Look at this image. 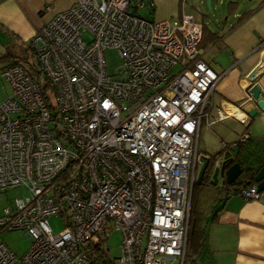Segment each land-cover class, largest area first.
<instances>
[{"label": "built area", "instance_id": "1", "mask_svg": "<svg viewBox=\"0 0 264 264\" xmlns=\"http://www.w3.org/2000/svg\"><path fill=\"white\" fill-rule=\"evenodd\" d=\"M143 5L47 4L29 40L34 71L0 70L10 87L0 100V192L26 191L3 209L0 232L29 238L21 255L0 241V264H183L192 176L205 159L197 138L220 75L200 55L194 15L148 19L136 13ZM105 48L122 60L118 77L105 71ZM238 194L260 192L251 184ZM112 228L117 257L104 246Z\"/></svg>", "mask_w": 264, "mask_h": 264}, {"label": "crops", "instance_id": "2", "mask_svg": "<svg viewBox=\"0 0 264 264\" xmlns=\"http://www.w3.org/2000/svg\"><path fill=\"white\" fill-rule=\"evenodd\" d=\"M72 1L0 0V53L7 51L9 38L29 44L45 18L43 8L47 4L59 9ZM136 13L167 20L188 13L202 23L200 55L220 78L210 94L212 105L207 119L200 125L197 150L200 152L203 125L204 134L213 130L217 133L221 146L215 151L205 149L201 156L213 154L218 158L223 143L234 144L247 130L246 153H251L255 163L264 159V109L252 117L247 115L244 123L240 120L242 114L255 107L247 97L253 85L264 96V0H144ZM253 68L256 79L250 84L248 74ZM217 209L206 225L200 253L187 260L189 264H264V190L258 198L230 194Z\"/></svg>", "mask_w": 264, "mask_h": 264}, {"label": "trees", "instance_id": "3", "mask_svg": "<svg viewBox=\"0 0 264 264\" xmlns=\"http://www.w3.org/2000/svg\"><path fill=\"white\" fill-rule=\"evenodd\" d=\"M200 43L201 42H199V45ZM29 48V44H26L24 47V62L27 61L26 58L28 56L32 55L31 48L30 52ZM10 56H13V59L9 60L7 66L13 63H19L17 57H15V55H11L7 51L4 53H0V60L6 59ZM25 67L28 68L32 73L34 71L33 59L29 61L27 65H25ZM246 139L242 141H236L234 144L225 143L226 145L237 146L236 154H234L233 152V147L231 148L233 158L231 160L227 159L228 164L237 161L240 163L243 171L234 180V182L230 184L222 180L223 188H218V190H216L217 188H213L212 185L211 173L216 156L212 154L211 156L205 157V159H207L206 167L201 177L199 179L196 178L191 187L184 262L186 260L194 259L193 256H197V254L200 253V250L204 243V237L206 235V225L210 221V219L216 214L219 203L222 202L230 194L238 193V191L242 187L254 184L255 172L262 165H264V159H261L260 161L255 163L254 159H251V153H246L248 149V147H246L248 144V141ZM226 152L227 151L224 148L221 149L217 155L221 156L224 155ZM222 192H224L225 195H222ZM199 262H201V258Z\"/></svg>", "mask_w": 264, "mask_h": 264}, {"label": "rangeland", "instance_id": "4", "mask_svg": "<svg viewBox=\"0 0 264 264\" xmlns=\"http://www.w3.org/2000/svg\"><path fill=\"white\" fill-rule=\"evenodd\" d=\"M145 14V11H142ZM147 14V13H146ZM202 38V37H201ZM11 43L7 45V52L11 55H15L17 57L19 63H23L27 65L29 61H31L32 55L28 56L26 59L27 61L24 62V53H25V45L26 43L21 44L19 41L15 39H10ZM30 52V48H29ZM103 58L105 62V71L108 75H112L113 77H118L116 75L117 70L121 67L122 60L117 54V52L113 48H105L103 50ZM10 59H13V56L7 57L6 59L0 60V70L7 66ZM178 65L173 68V70H177ZM10 93V87L7 85L3 78H0V100L5 98L6 95ZM201 134L199 136L198 141V149L197 155L201 156L205 149L209 151H215L221 146V141L217 133L213 130L204 134L205 127L202 126ZM199 170V166L195 169L193 177L192 185L197 178V173ZM213 188H223V182L220 175L217 176V180L215 183L212 184ZM26 191L23 190L22 187H15L10 188L5 191L0 192V214L3 212L5 207H13L14 199L17 197L25 196ZM48 224L51 227V230L56 233L63 229L64 223L60 216L58 215H49L47 217ZM0 241H3L8 248L14 252L16 255H21L29 245V238L26 235L23 229H12V230H3L0 232ZM120 242H121V233L118 229H110L108 237L104 242L105 248L108 249V253L111 257L119 256V249H120ZM184 264H189L186 260Z\"/></svg>", "mask_w": 264, "mask_h": 264}, {"label": "water", "instance_id": "5", "mask_svg": "<svg viewBox=\"0 0 264 264\" xmlns=\"http://www.w3.org/2000/svg\"><path fill=\"white\" fill-rule=\"evenodd\" d=\"M249 76H252L251 79H249L250 84L255 82L256 79V68H253ZM250 99L253 100L255 107L251 108L247 115L252 117L254 116L259 109H264V96H262L259 92V89L257 86L253 85L252 90L250 92ZM233 152L236 154L237 146H233ZM233 158L232 152L227 151L223 155V160L219 165H213L212 173H211V180L212 184L216 182L217 176L220 175L223 177V180L230 184L234 182V180L242 173L243 169L239 162H233L231 164H228V160H231ZM207 159H204L199 167L198 173H197V179H199L206 167ZM254 181L256 183L257 190L260 192L264 190V165H262L254 174Z\"/></svg>", "mask_w": 264, "mask_h": 264}]
</instances>
